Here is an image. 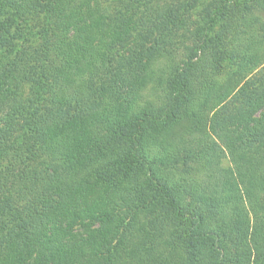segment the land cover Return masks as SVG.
I'll use <instances>...</instances> for the list:
<instances>
[{
  "label": "trees",
  "instance_id": "trees-1",
  "mask_svg": "<svg viewBox=\"0 0 264 264\" xmlns=\"http://www.w3.org/2000/svg\"><path fill=\"white\" fill-rule=\"evenodd\" d=\"M115 2L0 0V264H264V0Z\"/></svg>",
  "mask_w": 264,
  "mask_h": 264
},
{
  "label": "rangeland",
  "instance_id": "rangeland-1",
  "mask_svg": "<svg viewBox=\"0 0 264 264\" xmlns=\"http://www.w3.org/2000/svg\"><path fill=\"white\" fill-rule=\"evenodd\" d=\"M161 2H164L166 5L174 8L175 5L180 3H185L187 5V8H181L180 11V17L179 19H182L184 17L189 22V28L194 27L195 25L193 23H198L200 20V13L201 9L208 3L210 0H160ZM102 3L104 6H107L108 11L113 15L115 6L123 7V3H116L115 0H102ZM119 10V9H118ZM116 12V10H115ZM33 21H31V25ZM28 25V24H27ZM26 25V26H27ZM179 33V31L177 32ZM137 35L136 33L131 35L129 39H126L123 44L119 45L116 44L113 47H111V52H113V55L115 57L117 52H122V50H126L128 47H131L134 44V40L136 39ZM223 165L228 164L227 159H223L222 161Z\"/></svg>",
  "mask_w": 264,
  "mask_h": 264
}]
</instances>
